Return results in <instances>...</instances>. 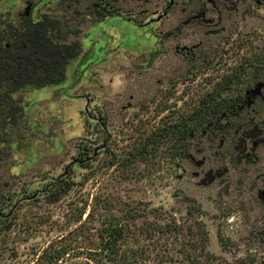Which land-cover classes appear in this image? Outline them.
<instances>
[{"label":"rangeland","instance_id":"obj_1","mask_svg":"<svg viewBox=\"0 0 264 264\" xmlns=\"http://www.w3.org/2000/svg\"><path fill=\"white\" fill-rule=\"evenodd\" d=\"M22 1L0 0L1 34L46 14L47 37L76 57L55 66L59 83L22 88L0 54V264H53V252L54 264H96L86 254L101 216L129 214L121 250L143 251L142 264H190L197 224L209 264H264V145L238 141L253 126L264 138V103L227 110L246 91L264 95V60L248 61L264 57V0H28L38 10L21 19ZM244 63L217 95L218 125L180 155L173 136L139 155Z\"/></svg>","mask_w":264,"mask_h":264},{"label":"trees","instance_id":"obj_2","mask_svg":"<svg viewBox=\"0 0 264 264\" xmlns=\"http://www.w3.org/2000/svg\"><path fill=\"white\" fill-rule=\"evenodd\" d=\"M55 24V22H50L46 16H42L41 19L36 22H25L23 25L13 26L7 25L10 28L8 34L2 35L1 33H6L3 30L0 31V54H7L4 56V60H8L9 64L14 67L15 72L7 77L8 81H13L18 83L20 87H36L42 88L50 85L59 83V80H50L54 74L55 66L60 67V71L67 69L72 61H74L76 54L71 53L69 46H55L50 37H47L48 25ZM56 25V24H55ZM6 37L8 41L12 44L9 48L1 46L2 39ZM6 40V41H7ZM11 51V52H9ZM10 54V55H9ZM9 55V56H8ZM264 57H258L254 60L250 59L249 64L253 62H262ZM11 61V62H10ZM82 62V61H81ZM81 64V63H80ZM244 66H239L234 73L227 74L223 80L219 83V86L211 93L207 94L193 110L191 113L180 117L174 124L162 128L160 131L149 135L141 149L139 155L145 157L151 151L155 149L159 141L166 138L167 136H173V145L176 147L180 155L179 149H181V144L188 140L192 134L195 133L200 127L205 123L209 124V118H216V111L221 108V103H217V95L222 89L227 86H231L243 72ZM0 68L5 71V65H1ZM61 72L59 76L61 77ZM81 76V75H80ZM61 80V79H60ZM78 81L75 83L77 84ZM231 105H228L229 108ZM227 108V110H228ZM214 125H218L215 122ZM136 156L135 154L131 155ZM138 156V154H137ZM131 214L128 216L123 215L121 217L112 216H101V227L98 231V249L88 255L89 258L95 260L96 264H134L143 263L148 261V256L144 254L143 251L133 252L127 255L122 252V246L124 245L126 239L129 237L128 232V221L126 218L133 220ZM80 216L77 218V222L80 220ZM152 226V225H150ZM155 230L158 226H154ZM170 226L165 225V227L159 226L161 232H168ZM148 230H152L147 226ZM146 238L151 239L152 236L149 235L152 232L147 231ZM154 232V231H153ZM192 246H194V251L192 254L187 256L190 264H209L213 262L216 257L211 253L206 251L207 233L201 224H197L194 231L190 233ZM89 253V252H88ZM63 252H53L49 259L54 260L53 264L57 261ZM83 255V254H80ZM202 259V261H201ZM52 263V262H50Z\"/></svg>","mask_w":264,"mask_h":264},{"label":"flooded vegetation","instance_id":"obj_3","mask_svg":"<svg viewBox=\"0 0 264 264\" xmlns=\"http://www.w3.org/2000/svg\"><path fill=\"white\" fill-rule=\"evenodd\" d=\"M44 4H48L49 2H52L53 0H43ZM21 4L24 6L23 10H21L22 12H18L19 17L22 18H26L27 16H29L30 14H32L34 12V10H38L37 6L39 4H36L35 2L32 1H28V0H24L21 2ZM42 16H47L46 14H43ZM205 16L204 12H201L200 14L196 15L194 18H203ZM32 21V20H31ZM33 22V21H32ZM216 32V31H213ZM213 32H210L211 34L217 35ZM223 32V31H222ZM264 89V87H263ZM256 100H259L261 102L264 103V95H262L261 93L258 95L257 93H255L254 91L252 92L251 90L246 91L244 96L242 98L238 97L236 100H234V102L231 104V106L228 108V111H235L236 108H241V103L242 101H248L249 103L255 102ZM226 118V113H223L218 119L222 120ZM215 120V118H213ZM215 122H219L217 119L215 121H210V126L212 127V125ZM257 127L253 126L252 130L246 134L245 132L241 135V137L239 138V142L241 143V141L243 140L242 144L245 141V137L242 138L243 136L247 135L250 136L251 140H249L250 144L254 147H258L259 145H264V138H260L262 137L261 133H256Z\"/></svg>","mask_w":264,"mask_h":264},{"label":"water","instance_id":"obj_4","mask_svg":"<svg viewBox=\"0 0 264 264\" xmlns=\"http://www.w3.org/2000/svg\"><path fill=\"white\" fill-rule=\"evenodd\" d=\"M223 29L219 30V31H216V32H213L215 34H219ZM258 89V88H257ZM255 92V91H254ZM256 93V92H255Z\"/></svg>","mask_w":264,"mask_h":264}]
</instances>
